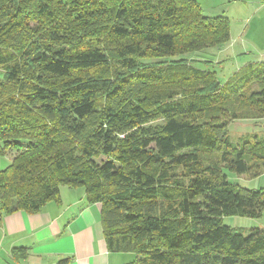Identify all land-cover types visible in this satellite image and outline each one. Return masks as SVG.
I'll return each mask as SVG.
<instances>
[{"label":"trees","instance_id":"1","mask_svg":"<svg viewBox=\"0 0 264 264\" xmlns=\"http://www.w3.org/2000/svg\"><path fill=\"white\" fill-rule=\"evenodd\" d=\"M229 39L197 0H0V217L83 188L125 264H264V228L223 222L264 214L224 172L264 174V134L228 128L264 118V61L184 57Z\"/></svg>","mask_w":264,"mask_h":264},{"label":"crops","instance_id":"2","mask_svg":"<svg viewBox=\"0 0 264 264\" xmlns=\"http://www.w3.org/2000/svg\"><path fill=\"white\" fill-rule=\"evenodd\" d=\"M241 1L242 8L248 11L245 17L256 21L253 33L261 40L264 33L257 21L264 24V0ZM244 31L246 35V27ZM241 32L233 31L230 24L229 42L218 52L232 47L241 51ZM251 46H256L254 51L262 59L246 62L264 61V50L256 44ZM243 51L246 56L252 54L249 48ZM260 188L264 190V185ZM59 199L48 201L34 213L18 210L0 217V264H125L133 259V253L108 250L100 220L101 205L88 203L83 188L62 187ZM259 227L264 228V214L259 218ZM18 247L27 249V257L13 258L12 249Z\"/></svg>","mask_w":264,"mask_h":264},{"label":"rangeland","instance_id":"3","mask_svg":"<svg viewBox=\"0 0 264 264\" xmlns=\"http://www.w3.org/2000/svg\"><path fill=\"white\" fill-rule=\"evenodd\" d=\"M203 9V13L208 17H214L218 15L226 16L229 18L232 30L238 32L240 29L242 34L243 46L241 51L238 48H233L226 50V52H218L216 48H209L203 51L194 52L184 55L189 61L194 63L196 66L201 68H209L210 70L216 71L217 78L219 81H225L236 68L244 64L247 60H258L261 56L259 53L255 52L256 46L251 45L256 44L261 50H264V38L259 39L253 33L254 24L256 21H250V18H246L248 11L242 8L241 0H198ZM261 27L262 33H264V24L257 21ZM244 27H246L247 34L245 35ZM234 33V32H233ZM244 40V41H243ZM250 41V42H249ZM249 48L252 54L249 56L244 55L243 49ZM233 50V51H232ZM235 52L237 55L235 56ZM217 57H216V56ZM246 57V59H245ZM262 59V57H261ZM158 60H145L144 62H156ZM243 62V63H242ZM229 135L233 141L237 140L240 136L255 132L257 134H264V118L257 120H234L229 126ZM7 157L0 158V169L4 168L11 157L15 155V152H7ZM178 173L180 170L177 171ZM227 174L228 179L236 184L250 189H260V185H264V176L258 180L256 178H248L247 175H238L236 173L230 172L224 169ZM258 181V182H257ZM223 222L243 234H247L250 228L259 227V218H249L245 216L233 215L224 216ZM134 255V254H133Z\"/></svg>","mask_w":264,"mask_h":264}]
</instances>
